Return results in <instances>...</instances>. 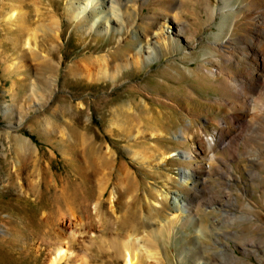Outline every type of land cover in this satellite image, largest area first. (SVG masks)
<instances>
[{
    "label": "rangeland",
    "instance_id": "rangeland-1",
    "mask_svg": "<svg viewBox=\"0 0 264 264\" xmlns=\"http://www.w3.org/2000/svg\"><path fill=\"white\" fill-rule=\"evenodd\" d=\"M67 2L0 0V264H51L59 241L67 251L57 264H124L126 238L134 264H264V119L240 127L235 161L226 148L205 144L223 113L216 102L224 95L202 70L214 66L208 39L218 18L183 7L189 23L198 20L190 26L193 42L181 37V48L172 44L147 64L124 68L136 53L127 30L105 32L104 22L90 29L91 10L69 20ZM141 6L147 13L158 4ZM253 98L264 109V90ZM219 157L241 175L230 183L231 212L238 216L250 201L258 215L230 222L218 216L221 229L212 234L188 221L167 224L177 212L165 191L194 197L199 213V200L219 188L217 181L228 182L209 173ZM184 167L202 176L198 189L192 181L180 185Z\"/></svg>",
    "mask_w": 264,
    "mask_h": 264
},
{
    "label": "bare ground",
    "instance_id": "bare-ground-1",
    "mask_svg": "<svg viewBox=\"0 0 264 264\" xmlns=\"http://www.w3.org/2000/svg\"><path fill=\"white\" fill-rule=\"evenodd\" d=\"M81 1L68 0L65 14L69 20L79 22L85 16V12L91 10L94 11L95 15L89 25L90 29L96 28L98 24L104 22L105 32H108L113 26H118L119 32L127 30V39L134 41L136 53L132 61L125 63L124 68L140 64L145 65L153 55L162 56L170 52L172 44L181 48V37L186 42H193L196 31H193L190 26L191 24L197 25L198 20L195 19L194 22L189 23V19L181 13L183 7L184 9L191 8L195 13L197 9L202 11L207 21H215L214 19L218 18L217 30L208 39V43L211 45L210 50L213 51V54L211 53L213 60L211 61L214 66L211 68L204 66L202 70L214 79V81H210V84L216 85L224 95L222 101L216 102L223 106V113L218 117L219 120H223L217 119L220 129H215L214 136L210 140L207 138L205 144L211 149L218 146L226 148L229 158L235 161L239 148L240 127L249 119H264V109L259 108L253 98V95L259 96L264 90V0H218L219 5L213 4L212 0H102V3H99V0ZM149 1H155L158 7L151 12L144 13L141 4ZM107 2L109 5L105 6ZM77 3L79 5H75ZM83 3L85 4L83 5ZM174 9L176 11L172 12ZM13 12L16 13V18L23 19L21 9H16ZM13 17L14 13H10L8 19ZM56 28L58 30L57 24ZM23 41V45H28V38ZM109 58L108 54L103 55L100 62L105 64ZM209 62L207 60L206 63ZM104 71H106L105 67ZM8 110L9 107L6 108V111ZM179 137L185 141L186 131L184 129L180 130ZM187 152L182 151V155L186 158L192 157L193 151H190V154L186 156ZM138 156L139 159H148L145 154ZM208 158L214 160L216 157L211 153ZM226 162L225 158L219 157L218 165L209 171L213 175L227 176L228 182L217 181L219 188L213 193L210 192L211 194L207 195V198L199 200V206L202 207L201 212H199L201 215L193 208L194 197L185 196L180 189H175L171 192L172 194L167 191L164 192V199H170L173 211L177 212H171V216L166 219L167 224L188 221L201 234L207 231L212 234L221 227L217 219L218 216L222 220L230 222L237 217L251 220L258 215L250 201H244L239 205L240 214L238 216L231 212L230 207L235 201V196L230 189V183L240 179L241 175L232 173L231 162L229 164ZM258 163L264 168L263 156L259 157ZM222 167L225 169L223 170ZM182 169L180 172L181 186L192 181V187L198 189L197 183L199 181L204 183L202 176L198 175L195 170L186 167ZM260 182L262 183V181ZM261 190L264 198V186L261 187ZM113 197L114 195L111 199ZM154 203L156 207H159L158 202ZM148 204L151 203L146 201V205ZM157 209L155 208V210ZM205 217L211 219V223L206 224ZM120 243L124 264H134L137 260V254L132 241L126 238ZM66 251L64 242L59 241L53 249L51 264H57L61 261L65 257Z\"/></svg>",
    "mask_w": 264,
    "mask_h": 264
}]
</instances>
